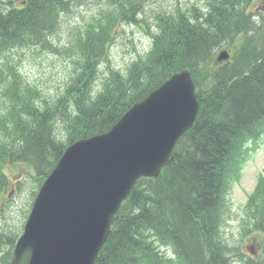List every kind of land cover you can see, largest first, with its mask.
<instances>
[{"label":"trees","instance_id":"16d2710c","mask_svg":"<svg viewBox=\"0 0 264 264\" xmlns=\"http://www.w3.org/2000/svg\"><path fill=\"white\" fill-rule=\"evenodd\" d=\"M110 1L108 13L73 43L86 62L77 53L72 78L46 94L24 77L14 53L63 55L66 45L54 38L71 0H0V219L13 187L8 166L21 165L41 184L70 144L108 131L134 102L187 67L200 93L195 126L159 178L135 185L95 264H264L231 246L223 233L229 196L247 161L244 144L264 127V47L248 12L253 0H214L220 6L207 14L197 7L163 11L150 32V51L134 61L128 78L107 67L95 96L97 65L108 59L117 29L140 22L148 0ZM225 43L234 54L216 66V50ZM245 215V233L255 232L251 243H264V178ZM17 229L0 223V253L9 248L0 264H10ZM163 246H171L176 258L161 255Z\"/></svg>","mask_w":264,"mask_h":264},{"label":"water","instance_id":"95a60500","mask_svg":"<svg viewBox=\"0 0 264 264\" xmlns=\"http://www.w3.org/2000/svg\"><path fill=\"white\" fill-rule=\"evenodd\" d=\"M187 71L128 111L108 133L70 146L41 188L13 264H94L110 221L140 176L157 175L193 121Z\"/></svg>","mask_w":264,"mask_h":264},{"label":"rangeland","instance_id":"374dc122","mask_svg":"<svg viewBox=\"0 0 264 264\" xmlns=\"http://www.w3.org/2000/svg\"><path fill=\"white\" fill-rule=\"evenodd\" d=\"M263 5H255L254 10L260 22L263 23L264 0H259ZM77 7L73 13L64 16L61 30L55 40L60 45H69L78 35V32L84 28L87 22L105 12L107 8L106 0H77ZM208 0H149L144 13L139 17V24L123 25L115 44L111 48L112 66L118 69L125 68L126 65L137 56L143 54L149 49L150 34L147 31L155 30L157 15L162 11H187L194 5L200 8H206ZM15 63L20 61L22 72L30 81L38 84L46 94L54 93L59 87L63 86L66 80L72 74L71 58L67 55H59L57 52L43 53H14ZM11 60V62H13ZM14 63V62H13ZM264 171V143L260 145L245 168L243 180L235 185L232 195L231 218L227 225V238L234 247H242V251L249 253L255 259H264V246L255 247L251 243L252 235L255 232L245 233L243 220L244 207L248 195L253 192L258 175ZM11 176L12 170L7 169ZM21 174L13 176L12 179H20ZM24 184L22 192L12 194V203L8 206L7 212L0 223L3 227L15 225L21 228L25 222L26 214L32 203L34 183L28 176H23L20 181ZM240 248V247H239ZM252 251V252H251Z\"/></svg>","mask_w":264,"mask_h":264},{"label":"bare ground","instance_id":"6f19581e","mask_svg":"<svg viewBox=\"0 0 264 264\" xmlns=\"http://www.w3.org/2000/svg\"><path fill=\"white\" fill-rule=\"evenodd\" d=\"M154 31H155V30H154ZM154 31H153V33H154ZM147 32H152V31L149 30V31H147Z\"/></svg>","mask_w":264,"mask_h":264}]
</instances>
